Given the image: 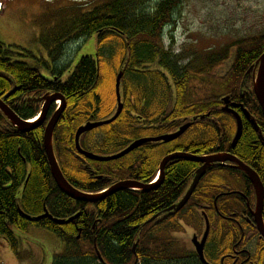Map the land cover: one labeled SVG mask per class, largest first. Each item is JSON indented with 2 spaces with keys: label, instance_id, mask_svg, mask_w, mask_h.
Instances as JSON below:
<instances>
[{
  "label": "trees",
  "instance_id": "trees-1",
  "mask_svg": "<svg viewBox=\"0 0 264 264\" xmlns=\"http://www.w3.org/2000/svg\"><path fill=\"white\" fill-rule=\"evenodd\" d=\"M180 2L105 0L95 4L90 11L83 12L79 7L78 15L73 16L70 26L63 28L61 38L58 35L55 37V46L47 49L55 65L50 67V63L39 59L42 66L50 70L51 79H45L38 66L14 59H33L32 52L13 46L19 51L14 52L12 46L0 43V99L21 119L28 120L37 115L40 104L36 98L47 93H59L64 97L66 108L54 129L52 147L63 175L76 189L96 193L109 185L89 176L90 172L101 174L100 168L114 177L113 182L128 178L150 183L161 158L174 150V142H158L144 144L129 155L113 161L93 162L78 156L74 142L76 129L89 121L107 119L116 109L115 90L109 104L103 103L96 90L106 69L102 62L106 59L111 62L113 58L115 61L112 69L110 66L109 75L115 89L116 77L119 72L122 73V112L110 124L82 134L79 140L82 150L103 155L115 154L139 138L172 132L184 120L193 121L204 116L195 120L187 133L190 131V135L193 134L199 125L206 127V143L203 147L190 146L186 151L200 155L228 151L251 166L264 186V149L257 137L250 129L244 128L236 148L232 149L230 144L235 125L230 117L220 112L225 96L240 97L241 93L247 98L245 106L264 132L261 108L253 93L251 77L247 76L248 69L264 52V32L242 34L218 49L194 55L189 63L180 65L162 41L165 27L174 24V12ZM94 34L96 56H83L71 67V61L67 62L62 56L65 45ZM39 42L48 47L47 41H42L41 37ZM226 64L228 68L224 74L217 75L215 69ZM65 70H68L66 77ZM138 94L152 97L158 94L157 97L163 102H155L156 99L146 101ZM153 105H156L155 108ZM53 109H50L47 119ZM142 118L146 121L144 126ZM160 118L164 120L155 125ZM221 120L227 122L224 125L225 133L216 131ZM45 124L21 132L0 111V239L9 245L20 264H45L47 254L42 247L27 240L35 249L28 254L19 250L21 240L15 236V230L27 232L34 227L53 233L62 245L54 250L48 264H204L194 251L179 253L175 250L173 239L155 236L157 230H179L180 227L174 223L179 213L167 212L166 209L183 196L198 164L174 159L165 168L162 184L154 190L117 191L95 203L77 202L64 195L51 176L43 146ZM125 126L126 131L123 129ZM96 134L97 138L94 137ZM225 136L227 140L224 143L219 141L220 137L224 139ZM63 149H68L67 158L61 152ZM148 150H158L159 154ZM124 159L127 166L116 169ZM74 169L77 174L72 173ZM233 174L239 176L244 173L229 166L215 165L209 168L190 200L198 203L196 208L210 206L209 211L206 209L205 212L212 218L216 214L212 204L214 198L230 190L227 187L238 186V178L234 181L236 178ZM248 196L254 202V194L248 192ZM231 198L234 207L240 211L246 210L235 195L220 196L217 203L222 215L229 216L228 199ZM45 210L54 218L67 219L76 213L79 215L72 222L62 225L48 217L36 219ZM200 215L198 212V217ZM154 216L157 218L148 222ZM262 216L264 222V207ZM232 225V221L226 222L217 231L210 230L204 249L207 264H221L222 258L223 264H233L231 255V258L224 257L233 250L230 242L233 233L229 232ZM200 229L202 232V223ZM216 244L217 254L213 255L209 249H216ZM260 244L264 246V241L261 240ZM259 253L255 255L252 252V257L244 264H264V254Z\"/></svg>",
  "mask_w": 264,
  "mask_h": 264
},
{
  "label": "rangeland",
  "instance_id": "rangeland-1",
  "mask_svg": "<svg viewBox=\"0 0 264 264\" xmlns=\"http://www.w3.org/2000/svg\"><path fill=\"white\" fill-rule=\"evenodd\" d=\"M103 1L105 0H6L5 9L0 15V43L12 46L14 52L19 51L13 46H19L32 52L35 57L33 59L20 57H14V59L33 65L38 63L41 75L45 79H51L50 70L42 66L39 59L50 63V67L55 65L47 51L55 46V37L58 35L61 38L63 28L66 25L70 26L74 19L73 16L78 15L79 7H82L83 12L90 11L95 4H100ZM173 21V25L164 29L163 45L176 56L180 65H185L191 61L194 55L204 54L209 49H218L242 34L264 32V0H181L175 9ZM40 37L42 41H47V48L39 42ZM65 46L62 56L67 62L71 61L72 67L81 57L96 55V35L69 42ZM105 56L107 55L105 54ZM114 61L115 58L111 62L109 59L102 62V66L105 64L104 68L106 69L103 80L101 75L96 90L103 103H112L110 98L114 96V85H112L109 75L110 66L112 69ZM40 66L42 67L40 68ZM227 68L228 64L215 69L217 75L224 74ZM67 74L68 70L64 72V77ZM203 79H206L205 76ZM203 79L201 80L207 83ZM207 114L209 115V113ZM62 132H64L63 129ZM189 132L187 134H190ZM227 135L230 138L229 133ZM94 137L97 138V134ZM226 140L227 136L223 141ZM198 210L201 215L196 217L195 226L192 224L191 217L188 223H181L183 231H170L166 228L163 232L157 230L155 235L173 239L175 250L179 253L192 251L191 238L196 235L200 239V223H203L202 213L204 212L207 216L203 208ZM15 236L20 238L19 250L25 254L35 249L28 243L29 241L42 247L47 254L45 264L50 261L54 250L58 246L59 249L62 246L53 233L41 228L34 227L27 232L15 230ZM0 260L2 264H20L12 249L2 239H0Z\"/></svg>",
  "mask_w": 264,
  "mask_h": 264
},
{
  "label": "water",
  "instance_id": "water-1",
  "mask_svg": "<svg viewBox=\"0 0 264 264\" xmlns=\"http://www.w3.org/2000/svg\"><path fill=\"white\" fill-rule=\"evenodd\" d=\"M256 66H258L257 70V75L254 79L253 82V90L254 93L259 101V105L261 107L262 115L264 118V52L260 55L259 59L256 61ZM252 70V67L247 71V74ZM120 77H121V72L116 77V82H115V93H116V100H117V108L115 110V113L113 116H111L108 119L105 120H100V121H89L81 126H79L75 132L74 136V142H75V147L79 155H83L86 158L95 160V161H100V162H107V161H113L121 158L122 156L128 154L130 151H133L140 146L147 144L149 142H159L162 141L164 143H168L170 141L175 140L177 137L181 136L190 126L191 122H186L182 126H180L176 131L172 133H166L157 137H152V138H140L137 139L133 142H131L125 149L122 151L108 155V156H101L97 155L91 152L84 151L80 148L79 145V139L80 136L86 132H89L97 127L103 126L110 124L113 122L121 113L122 111V103L120 100V90H119V83H120ZM42 100V99H41ZM44 105L40 110V116L39 118L34 121L30 122L27 120L21 119L5 102H3L0 99V111L3 112L5 117L9 120L11 125H13L15 128H17L21 132H27L30 130H33L35 128H38L41 126L47 117L48 113V108L49 106L56 100L60 101V107L55 110V112L51 115L49 118L48 122L46 123V126L44 128V133H43V146L45 150V154L47 157V160L49 162V167H50V173L51 176L56 183L57 187L59 190L70 197L73 200L79 201V202H95L98 200H101L105 198L106 196L121 190V189H140L143 191H151L156 188H158L164 178V164L168 163L171 160L174 159H185V160H191L192 162L196 163H201V166L197 169L195 178L192 182V185L190 188H188L187 192L185 195L182 197V199L176 203L175 205L169 207L166 209L167 212H178L184 207V205L187 203L189 200L190 196L194 192L195 185L197 182L205 175L206 171L211 168L215 163H220V164H226L227 162H231L235 165L237 169L242 171L251 181L254 191H255V199H256V204H255V211L252 214L254 216L255 222L257 229L260 233L261 238L264 239V222L262 219V211H263V204H264V188L262 185V182L257 175V173L249 166L245 165L243 162L238 160L235 156L227 153H215V154H210L206 156H196V155H189L185 153H174L171 155L166 156L162 160V164L159 165L160 172H159V179L156 183L154 184H142L137 181H121L116 184H113V186L103 194H90V193H85L82 192L75 187H73L69 181L65 178L63 175L61 169L59 168V165L57 163V160L54 155L53 147H52V135L55 126L58 123V120L61 117V114L65 110V99L61 94L54 93V94H46L43 96ZM223 101V107L222 110L224 112H227L229 114H232V116L236 120V132L232 141V146L234 147L235 144L237 143V140L239 139L241 135V129H242V123L240 120V117L229 108V102L230 98L229 96H226L222 99ZM245 115L247 118L250 120V122L254 125L255 130L259 132V128L256 126L253 118L250 117L249 113L245 110L244 111ZM203 118V117H202ZM264 145V142H263ZM43 217H48L52 218L51 215H49L47 212H45L43 215L36 217V219H41ZM76 216H72L68 220H63V219H53L56 223L62 225L64 223H69L70 221L74 220ZM28 219H30L29 216H27ZM154 219L149 220L153 221ZM209 233V225L208 221H206V228L204 230L203 236L200 241L197 240L196 236H193L192 238V244L195 247V251L199 257V259L204 263L207 264L204 254H203V249L205 246L206 239L208 237ZM98 253V252H97ZM98 256L99 253H98Z\"/></svg>",
  "mask_w": 264,
  "mask_h": 264
},
{
  "label": "flooded vegetation",
  "instance_id": "flooded-vegetation-1",
  "mask_svg": "<svg viewBox=\"0 0 264 264\" xmlns=\"http://www.w3.org/2000/svg\"><path fill=\"white\" fill-rule=\"evenodd\" d=\"M32 64V63H31ZM33 65V64H32ZM34 66H39L38 65V63H36ZM256 73H257V66H256V64L254 63L253 64V69H252V71H251V73H250V77H251V80H252V82H253V79H254V77H255V75H256ZM53 77V76H52ZM16 87H14V89H15ZM129 88L131 89L132 88V86H129ZM154 88H156V89H158L157 87H154ZM115 90V89H114ZM157 92H159V91H157ZM253 93H254V91H253ZM59 94V93H58ZM162 95V94H161ZM255 95V94H254ZM138 96L139 97H141L142 99L144 98V100H146V101H153V100H155V102L156 101H159V102H163V100L162 99H160L159 100V98L157 97L158 96V94L157 95H155V97H152V96H150V95H139L138 94ZM157 97V98H156ZM256 98V97H255ZM90 99H91V96H90ZM93 99H94V96H93ZM246 97H245V95H241V93H240V97H234V96H230V102H229V108L232 110V111H234L239 117H240V120H241V123H242V129H241V135H242V133H243V131H244V128H246V129H250L254 134H255V136L257 137V141H258V143L262 146V148L264 149V145H263V142H264V132H263V130H262V128H261V126L259 125V123H258V121L256 120V118L254 117V115L251 113V111H250V109L248 108V107H246L245 106V102H246ZM257 100V99H256ZM37 103H39L40 104V108H41V103L40 102H37ZM156 104V103H155ZM155 106L156 105H153V107L155 108ZM223 107V106H222ZM222 107H221V113L222 114H224V115H226L228 118L230 117L232 120H233V122H234V125L236 126V124H235V118L232 116V114H229V113H227V112H224L223 110H222ZM51 108H54L53 109V112L55 111V109H56V106L54 105V104H51L50 106H49V108H48V114H49V111H50V109ZM151 108V110H153L154 108H152V107H149V109ZM247 111L248 113H249V115H250V117L251 118H253V120H254V122H255V124H256V126L259 128V132H257L256 130H255V127H254V125L250 122V120L247 118V116L245 115V113H244V111ZM53 112H51L52 114H53ZM262 112V111H261ZM51 114V115H52ZM63 114V113H62ZM62 114H61V116H62ZM263 116V115H262ZM61 118V117H60ZM168 118L170 119V116H168ZM197 119H200V118H197ZM197 119H196V121H197ZM264 119V118H263ZM60 120V119H59ZM59 120H58V123H59ZM164 119H162L161 120V118L160 119H158V121H157V123L155 124V125H158V123H160L159 121H163ZM196 121H194V122H196ZM144 122H146L145 120H144V118H142V125L144 126ZM172 122V121H171ZM170 122V123H171ZM186 122H189L188 120H184V122H182L174 131H176L181 125H183L184 123H186ZM194 122H192V124H191V126L194 124ZM57 123V124H58ZM227 122L226 121H219V127L216 129V131L218 130V132H223V133H225L227 130H225V124H226ZM222 125V126H221ZM191 126L181 135V136H179L178 138H176L175 140H173V141H170V142H168V143H172V142H174L173 144H172V148L174 149L173 151H171V152H169V153H167V154H165L163 157H165V156H167L168 154H171V153H174V152H186V153H190V154H194V155H196V156H206V155H200V154H197V153H191V152H188V151H186L187 150V148H190V146L191 147H196V146H199V147H203L204 146V143H206V138H208V136H207V128L206 127H202V125H199L197 128H195V130L193 131V134H188L186 137H185V134H187V131L191 128ZM56 127V126H55ZM236 128V127H235ZM55 129V128H54ZM125 131H126V126L123 128ZM174 131H172V132H174ZM53 133H54V131H53ZM169 133H171V132H169ZM235 133V132H234ZM202 134H204L203 135V137L202 138H200L201 137V135ZM260 134V135H259ZM218 135L220 136V133H218ZM241 135H240V137H241ZM157 136H159V135H157ZM218 136V137H219ZM224 136V135H223ZM149 137H155V136H149ZM192 137V138H191ZM196 137L197 139H194V138ZM239 137V138H240ZM52 138H53V135H52ZM184 139V140H183ZM221 139V140H220ZM220 139H219V141H221V142H223L224 143V141H222V140H224L223 139V137H220ZM239 140V139H238ZM199 141V142H198ZM202 141H204L203 142V144H202ZM212 141V140H211ZM238 142V141H237ZM149 143H151V142H149ZM164 143V142H163ZM168 143H164V144H168ZM197 143H199V145L197 144ZM231 148L232 149H234V148H236V145H237V143L235 144V146L233 147L232 146V142H231ZM179 147H181V148H183V149H177V148H179ZM219 147V146H218ZM177 149V150H176ZM68 150V149H67ZM67 150H65V149H63V151H61L62 152V154H63V156L64 157H68V151ZM134 151V150H133ZM130 152H132V151H130ZM130 152L128 153V154H126V155H124V156H122L121 158H123V157H125V156H127V155H129L130 154ZM147 152H152V153H156L157 152V155L159 154V151L157 150V151H152V150H148ZM146 152V153H147ZM216 153H227V154H231V155H233V156H235L238 160H240L241 162H243L244 164H247L246 162H244L241 158H239L238 156H236V155H234V154H232V153H230V152H228V151H225V152H216ZM215 154V153H214ZM99 155H101V156H107V155H103V154H99ZM141 155V157H142V154H140ZM78 156L79 157H81L82 155H79L78 154ZM82 157H84V158H86L85 156H82ZM162 157V158H163ZM47 158V157H46ZM121 158H119V159H121ZM162 158H161V160H162ZM86 159H88V160H90V161H93V162H99V161H95V160H92V159H89V158H86ZM118 160V159H117ZM142 160V159H141ZM160 160V161H161ZM160 161H159V163H160ZM172 161V160H171ZM171 161H169V162H171ZM168 162V163H169ZM124 163V164H123ZM123 165L122 164H120V165H117L116 167V169H118L119 167H122V166H124V168H125V166H127V164L125 163V159L123 160ZM167 163V164H168ZM196 163V162H195ZM167 164L165 165V168H166V166H167ZM196 164H198L197 165V169L201 166V163H196ZM215 165H220L219 163H215L212 167H214ZM248 165V164H247ZM94 167H95V165H93ZM159 166V165H158ZM158 166H157V168H156V172L154 173L155 175L153 176V179H154V177L156 176V174H157V169H158ZM221 166V165H220ZM224 166H229V167H233L234 169H236V170H238V171H240L239 169H237L236 167H235V165L233 164V163H231V162H227V165H224ZM249 166V165H248ZM211 167V168H212ZM249 167H251V166H249ZM74 168H75V166H74ZM164 168V177H165V172H166V169ZM252 168V167H251ZM102 168H100V169H98L99 171H100V173L101 174H97L96 172H95V174L93 173V172H90V174H89V176L90 177H94V180H97V181H100L101 183H109V185H107V186H105L101 191H98V192H102V191H105V190H107L109 187H111L113 184H115V183H117V182H119V181H124L125 179H123V180H115L114 182H113V178L110 176V174H108L107 175V173L106 172H104V171H102L101 170ZM197 169H196V171H197ZM253 169V168H252ZM254 170V169H253ZM195 171V172H196ZM255 171V170H254ZM71 172V171H70ZM207 172V171H206ZM241 172V171H240ZM72 173H78L77 171H75V169L74 170H72ZM206 174V173H205ZM143 175V174H142ZM145 175V174H144ZM244 175V176H243ZM239 174V176L237 175V174H233V176H234V179L232 178L231 180H234V181H237V178H238V181H239V183H237L236 185H238V186H233V187H227V188H229L230 190H226L225 192H221V193H219V195L218 196H216L215 198H214V200L212 201V204H213V207H214V209H215V212H216V214L215 215H212V218L211 217H209L208 216V214H207V217L209 218V224H210V227H209V232H210V230H214V231H217V228H220L221 226H222V223H224V224H226V222H231L232 221V224H234V225H232V228L230 227L229 229V232H232L233 234L230 236V242H231V244H232V247H233V250H232V253L231 254H226L224 257H228V258H233V264H244V263H247V260H250V258L252 257V252L253 253H255V255L257 254V253H259L258 255H263L264 254V246L262 245V244H260V241L261 240H263L264 241V239L263 238H261V236H260V234H259V232H258V230H257V227H256V222H255V219H254V216L252 215L253 213V211H254V208H255V191H254V187H253V185H252V183H251V181H250V179L245 175V174ZM258 175V174H257ZM229 176H231V174L229 175ZM235 176H237V177H235ZM259 176V175H258ZM204 177V176H203ZM202 177V178H203ZM228 176H227V180H228ZM259 178H260V176H259ZM127 180H134V179H128V178H126ZM243 179V180H242ZM163 180H164V178H163ZM241 180V181H240ZM260 180H261V178H260ZM137 181V180H136ZM138 182H140V181H138ZM261 182H262V180H261ZM140 183H143V182H140ZM149 183V182H148ZM56 184V183H55ZM92 184V183H91ZM146 184V183H145ZM262 185H263V183H262ZM57 186V185H56ZM250 186H251V189H250ZM225 187V186H224ZM235 187H237V188H235ZM232 188H234V189H232ZM263 188H264V186H263ZM127 190H132V189H127ZM120 191H125V190H120ZM248 192H249V194H251V192L254 194V202H252V200H251V198H250V196H248ZM232 195H235L236 196V200H238V201H240V202H242L243 203V205H244V208L247 210H243V211H240V210H238L236 207H234L233 206V204H231V200H232V198L231 199H228V206H229V208H230V210H231V212H230V214H229V216H225V215H222L220 212H219V210H218V203H217V200H218V198L220 197V196H232ZM192 196V195H191ZM191 196H190V198H191ZM182 198V197H181ZM190 198H189V200L187 201V203L184 205V207H182V209L180 210V211H178V212H176V213H179L178 215H177V217H175L174 218V223H176V225H178L180 228H179V230L180 231H183V227H182V225H181V223H188V221H190V219H191V217H192V219H191V221H192V224L195 226V223H194V221H195V219H196V217H198V207L196 208V206H197V204L195 203V202H192V200H194V199H192V200H190ZM78 202V201H77ZM233 202H235V201H233ZM195 203V204H194ZM204 207V211H206V209L209 211V209H210V206H208V205H204L203 206ZM263 207H264V204H263ZM262 213H263V211H262ZM217 218H221V220L219 219V220H217ZM262 219H263V216H262ZM200 220H201V217H200ZM204 221V220H203ZM202 223V222H201ZM202 225H203V230H204V223H202ZM202 233H203V231L200 233V235L202 236ZM156 237H158L157 235H155ZM200 236V237H201ZM159 238V237H158ZM160 239V238H159ZM260 244V245H259ZM179 244H177V246H178ZM259 245V249H257V246ZM179 247V246H178ZM215 248L216 249H214V248H212V249H209L212 253H213V255H216L217 254V249H218V245L216 244L215 245ZM204 249H205V246H204ZM204 249H203V252H204ZM256 250V251H255ZM194 252H195V250H194ZM196 253V252H195ZM196 255H197V253H196ZM205 255V254H204ZM230 255H231V257H230ZM197 257H198V255H197ZM257 257V256H256ZM198 259H199V257H198ZM200 260V259H199ZM201 261V260H200ZM202 262V261H201ZM222 262H224V258H222L221 259V264H223ZM203 263V262H202ZM208 263V262H207Z\"/></svg>",
  "mask_w": 264,
  "mask_h": 264
},
{
  "label": "bare ground",
  "instance_id": "bare-ground-1",
  "mask_svg": "<svg viewBox=\"0 0 264 264\" xmlns=\"http://www.w3.org/2000/svg\"><path fill=\"white\" fill-rule=\"evenodd\" d=\"M121 78H122V73H121V77H120V83H121ZM120 83H119V90H120ZM241 92V91H240ZM116 94V93H115ZM226 97V96H225ZM230 97V96H229ZM255 97H256V95H255ZM42 99V100H41ZM256 99H257V97H256ZM36 102H40L41 103V108L43 107V105H44V100H43V97H39V98H36ZM257 102L259 103V101H258V99H257ZM40 108V109H41ZM56 110V109H55ZM55 112V111H54ZM53 112V113H54ZM3 113V112H2ZM9 121V120H8ZM235 124H236V120H235ZM236 127V126H235ZM76 132V131H75ZM235 132H236V128H235ZM234 135H235V133H234ZM234 135H233V138H234ZM260 135V134H259ZM160 136V135H159ZM155 137H157V136H155ZM147 138H152V137H147ZM178 138V137H177ZM233 138H232V140H231V142L233 141ZM238 141V140H237ZM159 142H161V143H163L162 141H159ZM151 143H158V142H151ZM127 147V146H126ZM126 147H124L123 149H125ZM116 153H118V152H116ZM115 153V154H116ZM174 153H185V154H189V155H194V154H190V153H186V152H174ZM174 153H171V154H174ZM171 154H168V155H171ZM167 155V156H168ZM108 156V155H107ZM166 157V156H165ZM165 157H163L162 158V160L165 158ZM162 160L160 161V163H159V165L160 164H162ZM48 161V160H47ZM188 161H191V160H188ZM58 163V162H57ZM48 164H49V162H48ZM167 163H165L164 164V168H165V165H166ZM220 164V163H219ZM221 166H224V165H227V164H220ZM245 165H247V164H245ZM248 166V165H247ZM60 168V167H59ZM159 172H160V168H159V166H158V169H157V174H159ZM242 172V171H241ZM243 173V172H242ZM195 174H196V172H194V175L192 176V179H191V182H190V184H189V186H188V188H190V186L192 185V182H193V180H194V178H195ZM158 179H159V175H156L155 177H154V179L150 182V183H146V184H154V183H156L157 181H158ZM124 181H129V180H124ZM131 181H133V180H131ZM200 181V180H199ZM199 181L197 182V184L199 183ZM119 182H121V181H119ZM118 183V182H117ZM116 184V183H115ZM142 184H145V183H142ZM197 184L195 185V188H196V186H197ZM113 186V185H112ZM111 186V187H112ZM111 187H109L107 190H105V191H102V192H96V193H90V194H103L104 192H106V191H108ZM188 188H187V190H188ZM195 188H194V190H195ZM59 189V188H58ZM127 189H129V188H126V189H121V190H127ZM132 190H139V191H141L140 189H132ZM187 190L185 191V193L187 192ZM118 191H120V190H118ZM117 192V191H116ZM115 193V192H114ZM185 193L183 194V196L185 195ZM64 194V193H63ZM113 194V193H112ZM65 195V194H64ZM111 195V194H110ZM67 196V195H66ZM109 196V195H108ZM108 196H106V197H108ZM182 196V197H183ZM68 197V196H67ZM70 198V197H69ZM71 199V198H70ZM104 199V198H103ZM182 198H180L176 203H178L180 200H181ZM73 200V199H72ZM102 200V199H101ZM76 201V200H75ZM98 201H100V200H98ZM98 201H95V202H98ZM79 202V201H78ZM95 202H87V203H95ZM175 203V204H176ZM255 204H256V199H255ZM254 211H255V208H254ZM254 211L252 212V213H254ZM45 212H47L46 210L44 211V213ZM173 212V211H172ZM43 213V214H44ZM173 213H176V212H173ZM42 214V215H43ZM77 215V217H78V215H79V213H76V214H74L73 216H76ZM202 216H203V223H204V230H205V228H206V221H208V225H209V227H210V224H209V220H208V218H207V216L204 214V212L202 213ZM27 217V216H26ZM52 217V216H51ZM72 217V216H71ZM71 217H69V218H71ZM76 217V218H77ZM44 218V217H43ZM53 219H61V218H54V217H52ZM69 218H67V219H63V220H68ZM75 218V219H76ZM157 218V216H154L152 219H156ZM28 219V218H27ZM52 219V220H53ZM74 219V220H75ZM29 220H32V218L30 217V219ZM54 221V220H53ZM73 221V220H72ZM72 221H70V222H72ZM55 222V221H54ZM56 223V222H55ZM58 224V223H57ZM64 224H67V223H64ZM257 227V226H256ZM92 228H94V224H93V226H92ZM204 230H203V233H204ZM258 230V229H257ZM259 232V231H258ZM203 233H202V236H203ZM209 234V233H208ZM260 234V233H259ZM202 236L200 237V238H202ZM134 249H135V246H133V251H134ZM196 252V251H195ZM96 254H97V256H98V253H97V251H96ZM203 254H204V252H203ZM98 258L101 260V257L100 256H98ZM205 258V257H204ZM206 262H207V260H206Z\"/></svg>",
  "mask_w": 264,
  "mask_h": 264
},
{
  "label": "built area",
  "instance_id": "built-area-1",
  "mask_svg": "<svg viewBox=\"0 0 264 264\" xmlns=\"http://www.w3.org/2000/svg\"><path fill=\"white\" fill-rule=\"evenodd\" d=\"M0 8H1V3H0Z\"/></svg>",
  "mask_w": 264,
  "mask_h": 264
}]
</instances>
